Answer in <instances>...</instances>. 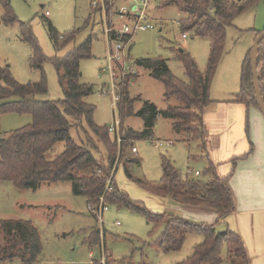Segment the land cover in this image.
<instances>
[{"label": "rangeland", "instance_id": "374dc122", "mask_svg": "<svg viewBox=\"0 0 264 264\" xmlns=\"http://www.w3.org/2000/svg\"><path fill=\"white\" fill-rule=\"evenodd\" d=\"M8 1L16 22L9 25L0 22V67H7L11 77L20 84L39 82L41 72L30 66L31 49L20 36V24L28 23L42 54L47 58L42 65L47 92L36 96L35 99L60 101L64 97L63 91L56 70L49 60L64 57L74 47L91 37V58L80 62V82L93 87V93L85 101L95 107V124L105 128L112 126L114 121L119 119L116 103H113L110 94L112 82L108 55L114 50V44L109 43L104 30L112 23L119 29L126 23L117 16L112 17L118 7L130 10L133 6L141 5L142 0H113L104 8L101 4L91 7L92 3L98 0ZM180 5V0H148V21L153 23L154 28L133 33L131 42L125 48L122 71L126 74L121 75L120 69L114 68L117 75H121L120 81L119 79L114 81L117 91L123 83L129 81L127 88L129 97L140 99L133 104L134 112L141 108L143 101L154 104L158 110H165L168 105L177 104L174 99L166 102L163 85L152 79L147 70L135 66L136 60L159 57L165 60L172 74L181 81H185L186 77L182 64L175 57L176 51L183 49L188 53L200 72H204L207 67L209 41L205 37L194 36L192 32H186V38L182 39L179 22L186 15L180 9ZM91 9L95 10V13L92 14ZM2 12L0 4V18ZM45 12L49 13L48 16ZM45 20H48L62 36L73 30H78V34L65 48L55 51L47 35ZM263 30L264 0H257L248 6L243 13L234 18L231 26L226 28L225 53L211 83V101L225 100L228 103L239 92L242 63L252 48L257 32L261 33ZM134 76L136 78L132 80ZM254 109L256 110L254 106H250L245 112L244 133L248 148L242 154L245 157L236 162L243 165L239 166L238 170L234 169L235 174L237 172L235 179L237 187L240 177L251 174L255 169L259 176L264 178V137L254 123ZM260 118L264 126L261 114ZM31 121L29 115L10 113L0 116V140L11 132L29 125ZM143 128L142 119L128 116L122 120L119 130L120 133L127 129L140 132ZM204 134L208 143L207 138L210 135L207 129L204 130ZM214 134L216 133L212 132V136ZM70 135L79 143L80 137L84 139L83 128L78 133L71 129ZM109 137L114 139L115 135L109 133ZM234 137L235 134L232 132L230 137L232 144L229 148L235 146ZM200 143V140L184 142L183 135L173 131L172 121L159 117L153 128L152 140L139 139L125 143L127 147L124 158L117 166L119 168L114 177L115 184L136 205L155 213L162 212V205L164 207L165 204L150 197L140 186L125 179L123 160L129 157L139 161L128 165V169L133 177L143 181L158 182L161 179V161L165 158L179 171L182 179L196 178L206 182L211 176L205 173V169L209 162H212V158L203 154ZM95 144L98 146L95 156L99 160L104 151L102 145L97 142ZM220 145L224 146L222 143ZM132 147L136 149V154L131 153ZM63 148V143L55 144L47 153L48 159H54ZM228 163L231 165V161ZM195 171L200 175L193 177ZM222 171V168L218 170L217 175H221ZM254 190L255 188L252 192ZM0 220L31 222L38 231L42 248L35 264H178L191 254L193 245L202 241L199 235H188L178 252L164 253L153 245L161 233V227L149 225L142 215L115 205H107L100 222L89 212L85 197L72 194L69 183L41 185L33 191L18 190L9 182H0ZM96 227L100 229L101 241L98 246L91 248L87 238ZM223 228L225 227L220 226L218 230L222 231ZM1 241L2 237L0 244ZM225 253V249H222V264H226ZM14 264L18 262L14 261Z\"/></svg>", "mask_w": 264, "mask_h": 264}, {"label": "trees", "instance_id": "16d2710c", "mask_svg": "<svg viewBox=\"0 0 264 264\" xmlns=\"http://www.w3.org/2000/svg\"><path fill=\"white\" fill-rule=\"evenodd\" d=\"M257 0H180V9L185 18L179 22L182 34L192 32L199 38H207L210 51L207 67L200 72L193 58L183 49L175 52V57L183 66L185 81L175 77L165 60L161 58H143L135 61V66L148 71L149 76L160 82L164 88L166 102L174 99L176 105H168L165 110H158L154 104L143 101L141 108L133 111V104L139 98H130L127 93L128 83L119 88L116 109L119 114V127L128 116L142 119L144 128L140 132L127 129L119 135L120 145L115 138L109 137L108 128L94 122L95 107L86 103V98L93 93V87L80 82V62L91 58V37L74 47L64 57H54L49 61L56 70L59 85L63 91L60 101H42L35 97L47 92L46 79L42 65L47 58L42 54L28 23L20 24L21 39L31 49L30 66L41 72L37 83L20 84L10 75L7 67H0V116L4 114L29 115L31 123L11 132L0 140V182H9L18 190H36L41 185L69 183L75 196H83L87 205L97 209L102 204L127 208L142 215L147 224L161 227V233L153 242L164 253L178 252L188 235H199L202 241L193 246L191 254L178 264H222V249H225L226 264H249L248 255L239 235L226 230L217 232L215 225L194 224L183 218L166 213H155L136 205L126 193L115 184L114 176L119 161L124 158L127 142L152 140L153 128L157 118L172 121L175 133L184 137V142L200 140L205 149L206 140L203 130V110L210 103V88L217 67L225 53L226 28L234 18L243 13ZM2 16L0 22L13 24L16 18L8 0H0ZM92 10V9H91ZM109 8H107V13ZM95 10H92V14ZM48 38L55 51L69 45L78 34L73 30L60 35L45 20ZM264 31V30H263ZM260 32H257L256 37ZM111 40L127 43L132 36ZM257 73L261 96L264 101V38L256 50ZM252 60L250 52L246 55L240 73V90L228 103L254 106V90L251 75ZM136 76L131 79H135ZM18 100H13V99ZM83 128L84 139L76 143L70 135ZM247 132V127H246ZM102 145L104 154L97 159L98 146ZM63 143V151L54 159H48L47 153L55 144ZM118 145V146H117ZM252 151V150H251ZM245 157V156H244ZM231 160L232 170L238 160ZM139 163L133 158H125L122 169L125 178L140 186L148 195L158 198H170L181 205L202 207L214 211L219 218L233 212L235 202L229 186L231 174L219 177L215 166L209 162L205 173L211 178L204 182L196 179H182L179 171L165 158L161 161L162 177L158 182H147L130 174L128 165ZM111 190L105 191L107 179ZM93 215V214H92ZM0 264H35L41 253L38 231L29 221L0 220ZM101 241L100 229L93 228L87 238L89 246H98Z\"/></svg>", "mask_w": 264, "mask_h": 264}, {"label": "crops", "instance_id": "0c3cea01", "mask_svg": "<svg viewBox=\"0 0 264 264\" xmlns=\"http://www.w3.org/2000/svg\"><path fill=\"white\" fill-rule=\"evenodd\" d=\"M248 108L250 106L227 103L225 100L212 101L204 108L202 115L203 130L207 129L210 137L207 138L208 143L206 142L205 149H201L203 154L210 155L212 158L216 174L222 168L223 171L219 177L231 174L229 186L235 202L233 212L219 218L214 211L206 208L181 205L170 198L149 196L165 204L164 207L162 205V212L157 213L173 215L194 224L215 225L217 232L229 230L236 233L244 244L249 264H264V178L259 176L255 169L251 174L242 175L237 187L235 182L237 172L235 174L234 169L238 170L239 166L241 167L243 164L238 162L232 170V164L228 163L232 159L242 156L248 148L244 133V118ZM260 114L258 109H254L253 120L264 137V126ZM235 128L236 130H234ZM212 132L216 134L212 136ZM232 132L235 134L236 143L235 146L229 148L232 144L230 141ZM227 140L228 142H226ZM220 143L224 146H221ZM213 150L216 154L213 153ZM253 152L255 154V151ZM197 173L199 176L200 173ZM253 188H255L254 192H252ZM220 226L225 228L222 231L218 230Z\"/></svg>", "mask_w": 264, "mask_h": 264}, {"label": "built area", "instance_id": "2783aa9c", "mask_svg": "<svg viewBox=\"0 0 264 264\" xmlns=\"http://www.w3.org/2000/svg\"><path fill=\"white\" fill-rule=\"evenodd\" d=\"M113 0H98L96 3H92L91 7H96L98 4H101V7L104 8L107 4H111ZM148 0H142L141 5L139 6H133L130 10H127L124 7H118L116 9V14L113 15L117 16L120 20H122L124 23L121 28L115 27V25L112 23L111 26L105 27L104 34L106 38L108 39L109 43L114 44V50L110 51L108 55V63H109V71H110V77H111V91L110 94L112 95L113 103L115 104L118 99L119 95L117 92V87L114 85V81L116 79H119L122 74H126L122 71V66L124 65L125 60V48L127 46V43L121 42L119 40H111L112 35H116L117 38H121L122 36H132L134 32L136 31H146L151 30L154 28L153 23L148 21ZM48 12H45V15L48 16ZM182 39L186 38L185 34L181 35ZM115 67L120 69L119 76L117 75L115 71ZM119 84V82H118ZM104 94L106 93L104 90L102 91ZM119 119H116L114 121V124L108 128V132L115 135V140L118 145L122 142V139L119 135ZM131 153L136 154V149L134 147L131 148ZM198 175L197 172L193 173L192 176L196 177ZM110 179L109 177L106 182L105 191L111 190L110 187ZM88 210L91 214L97 217L99 221L101 222V216L103 212L107 210V206L102 204V198H100V204L97 209H94L91 205H88ZM118 225V223H117ZM103 263V262H102Z\"/></svg>", "mask_w": 264, "mask_h": 264}, {"label": "water", "instance_id": "95a60500", "mask_svg": "<svg viewBox=\"0 0 264 264\" xmlns=\"http://www.w3.org/2000/svg\"><path fill=\"white\" fill-rule=\"evenodd\" d=\"M264 38V31L259 33V35L255 38L252 48L250 50V57L252 60L251 66V75H252V86L254 90V100L258 107L259 112L261 113L264 119V101L261 96L260 85H259V75L257 73V60H256V50L260 41Z\"/></svg>", "mask_w": 264, "mask_h": 264}]
</instances>
